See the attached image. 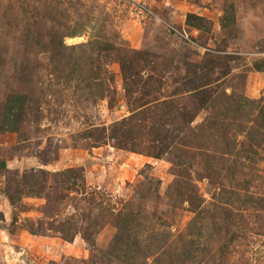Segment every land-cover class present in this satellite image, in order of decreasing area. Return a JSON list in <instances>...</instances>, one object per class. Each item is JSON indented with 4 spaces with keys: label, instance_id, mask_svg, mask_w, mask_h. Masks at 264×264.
Here are the masks:
<instances>
[{
    "label": "rangeland",
    "instance_id": "rangeland-1",
    "mask_svg": "<svg viewBox=\"0 0 264 264\" xmlns=\"http://www.w3.org/2000/svg\"><path fill=\"white\" fill-rule=\"evenodd\" d=\"M0 264H264V0H0Z\"/></svg>",
    "mask_w": 264,
    "mask_h": 264
},
{
    "label": "trees",
    "instance_id": "trees-1",
    "mask_svg": "<svg viewBox=\"0 0 264 264\" xmlns=\"http://www.w3.org/2000/svg\"><path fill=\"white\" fill-rule=\"evenodd\" d=\"M191 16H194V15H191ZM258 68H260V67H258ZM262 70V69H261Z\"/></svg>",
    "mask_w": 264,
    "mask_h": 264
}]
</instances>
